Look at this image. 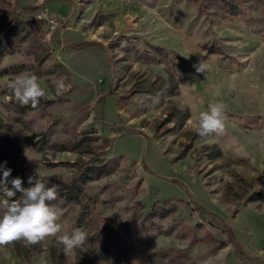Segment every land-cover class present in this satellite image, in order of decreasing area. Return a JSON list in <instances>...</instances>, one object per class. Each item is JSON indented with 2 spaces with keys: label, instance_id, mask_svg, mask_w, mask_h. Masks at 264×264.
Here are the masks:
<instances>
[{
  "label": "rangeland",
  "instance_id": "rangeland-1",
  "mask_svg": "<svg viewBox=\"0 0 264 264\" xmlns=\"http://www.w3.org/2000/svg\"><path fill=\"white\" fill-rule=\"evenodd\" d=\"M214 102L225 132L201 137ZM0 165L58 184V236L87 234L0 264H264V0H0Z\"/></svg>",
  "mask_w": 264,
  "mask_h": 264
},
{
  "label": "clouds",
  "instance_id": "clouds-1",
  "mask_svg": "<svg viewBox=\"0 0 264 264\" xmlns=\"http://www.w3.org/2000/svg\"><path fill=\"white\" fill-rule=\"evenodd\" d=\"M59 24L53 25V30ZM197 73L207 70L206 63L200 59L193 65ZM55 95L62 96L68 88L63 77L54 81ZM11 96L20 105H30L36 109L41 98L45 97L46 91L38 82L36 75L22 74L8 84ZM226 106L221 102L208 105L206 111H200L196 116L197 134L207 137L212 134L223 135L225 132ZM0 168H3L0 165ZM12 170L4 169L0 178V192L6 199H0V246L13 242L23 241L26 246H32L48 237L56 238L55 242L68 253L80 247L87 239V234L80 229H73L71 233L59 235L61 224L59 211L51 202L58 196L59 185L56 183L46 184L38 175L27 178L28 187H24L21 177H8ZM19 193V198L17 197Z\"/></svg>",
  "mask_w": 264,
  "mask_h": 264
}]
</instances>
